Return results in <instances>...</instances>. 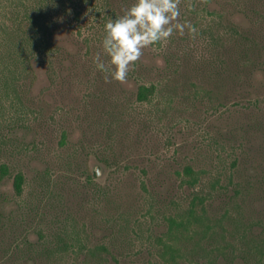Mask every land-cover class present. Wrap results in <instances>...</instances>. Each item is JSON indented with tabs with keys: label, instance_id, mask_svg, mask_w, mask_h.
Segmentation results:
<instances>
[{
	"label": "rangeland",
	"instance_id": "obj_1",
	"mask_svg": "<svg viewBox=\"0 0 264 264\" xmlns=\"http://www.w3.org/2000/svg\"><path fill=\"white\" fill-rule=\"evenodd\" d=\"M131 2L0 0V264H264V0H180L106 81Z\"/></svg>",
	"mask_w": 264,
	"mask_h": 264
},
{
	"label": "clouds",
	"instance_id": "obj_2",
	"mask_svg": "<svg viewBox=\"0 0 264 264\" xmlns=\"http://www.w3.org/2000/svg\"><path fill=\"white\" fill-rule=\"evenodd\" d=\"M180 0H132L122 14L109 17L103 25L102 52L93 57L95 68L104 79L123 81L135 67L143 50L167 44L174 32L184 35L196 32L195 27L181 16ZM102 54L107 61L102 59Z\"/></svg>",
	"mask_w": 264,
	"mask_h": 264
},
{
	"label": "trees",
	"instance_id": "obj_3",
	"mask_svg": "<svg viewBox=\"0 0 264 264\" xmlns=\"http://www.w3.org/2000/svg\"><path fill=\"white\" fill-rule=\"evenodd\" d=\"M33 20V18H31ZM154 94V87L153 86H139L137 90V99L139 101H144L147 99V97ZM186 172L188 174V177L191 178V183H195L197 181V172H194L191 168L187 167ZM10 175V170L7 164L1 163L0 164V183ZM199 175V172H198ZM24 183L23 175L19 172L14 176L13 179V190L16 195H20L22 192V187Z\"/></svg>",
	"mask_w": 264,
	"mask_h": 264
}]
</instances>
